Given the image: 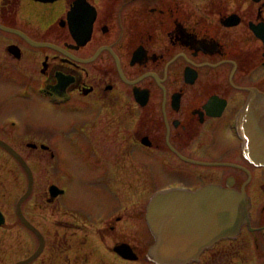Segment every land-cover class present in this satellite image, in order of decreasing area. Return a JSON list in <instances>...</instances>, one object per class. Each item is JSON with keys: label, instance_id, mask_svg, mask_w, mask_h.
I'll use <instances>...</instances> for the list:
<instances>
[{"label": "flooded vegetation", "instance_id": "obj_1", "mask_svg": "<svg viewBox=\"0 0 264 264\" xmlns=\"http://www.w3.org/2000/svg\"><path fill=\"white\" fill-rule=\"evenodd\" d=\"M251 93L264 0H0V243L25 252L0 264L40 245L25 264H155L151 197L200 206L209 188L242 193L248 218L186 264H264V165L240 123Z\"/></svg>", "mask_w": 264, "mask_h": 264}, {"label": "water", "instance_id": "obj_2", "mask_svg": "<svg viewBox=\"0 0 264 264\" xmlns=\"http://www.w3.org/2000/svg\"><path fill=\"white\" fill-rule=\"evenodd\" d=\"M240 123L245 156L264 165V94L248 96L241 109ZM206 192L210 193L211 201L200 206L185 205L188 193L174 189L158 191L151 197L147 205V224L153 236L147 250L149 260L155 264H186L197 259L200 251L219 237L239 230L248 218L247 197L221 188H209ZM40 248L41 245L15 264L28 263Z\"/></svg>", "mask_w": 264, "mask_h": 264}, {"label": "rangeland", "instance_id": "obj_3", "mask_svg": "<svg viewBox=\"0 0 264 264\" xmlns=\"http://www.w3.org/2000/svg\"><path fill=\"white\" fill-rule=\"evenodd\" d=\"M176 178H175V176H174V174H167V175H160V176H157L153 181H152V183H155L156 185H159V184H161V183H164V182H168V181H172V180H175ZM9 192H11V191H9ZM119 195H121V194H118L117 192H116V194H115V199H116V201H115V206L117 207L118 205H117V201H118V199L119 198H121ZM123 196V198H125V200L128 198V200L127 201H129V203L130 202H132V201H134V200H137V198H138V196L136 195V194H134V195H131V194H125V195H122ZM3 199V200H2ZM6 199H11V196H9V195H6ZM0 200H2V201H4L5 200V198H3V196H1L0 197ZM136 202V201H135ZM135 202H132V203H135ZM16 240H13V239H10V238H8L6 241L5 240H1V243H0V247H10V248H12L11 250H9V251H7V253L6 254H2V253H0V257L2 258V260H1V258H0V262L1 261H4V262H6V261H8L7 263H11L13 260H15L16 258H19V257H22L24 254H25V252L24 251H22V250H20V249H16L17 248V244H16V242H15ZM83 254V253H82ZM84 255V254H83ZM19 261V260H18ZM17 262V261H16Z\"/></svg>", "mask_w": 264, "mask_h": 264}]
</instances>
